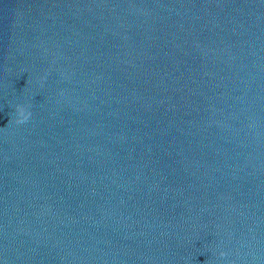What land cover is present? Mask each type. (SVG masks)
I'll list each match as a JSON object with an SVG mask.
<instances>
[{"label": "water", "instance_id": "95a60500", "mask_svg": "<svg viewBox=\"0 0 264 264\" xmlns=\"http://www.w3.org/2000/svg\"><path fill=\"white\" fill-rule=\"evenodd\" d=\"M0 264H264V0H0Z\"/></svg>", "mask_w": 264, "mask_h": 264}, {"label": "clouds", "instance_id": "9594fccd", "mask_svg": "<svg viewBox=\"0 0 264 264\" xmlns=\"http://www.w3.org/2000/svg\"><path fill=\"white\" fill-rule=\"evenodd\" d=\"M42 80L44 79L43 77L41 78ZM32 116V112L30 110V107L25 106V105H17L15 108V123L16 124H25L27 123ZM226 253L221 251L219 253L220 257L225 256Z\"/></svg>", "mask_w": 264, "mask_h": 264}]
</instances>
